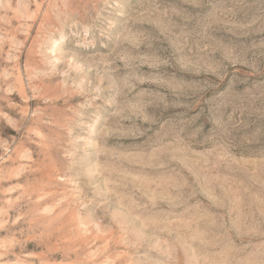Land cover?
I'll list each match as a JSON object with an SVG mask.
<instances>
[{
  "label": "rangeland",
  "instance_id": "374dc122",
  "mask_svg": "<svg viewBox=\"0 0 264 264\" xmlns=\"http://www.w3.org/2000/svg\"><path fill=\"white\" fill-rule=\"evenodd\" d=\"M0 264H264V0H0Z\"/></svg>",
  "mask_w": 264,
  "mask_h": 264
}]
</instances>
